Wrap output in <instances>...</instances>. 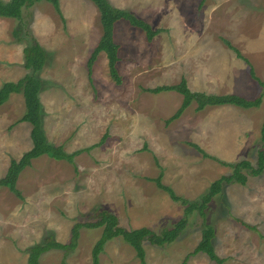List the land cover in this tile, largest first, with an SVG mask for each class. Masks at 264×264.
Returning a JSON list of instances; mask_svg holds the SVG:
<instances>
[{
	"label": "rangeland",
	"instance_id": "rangeland-1",
	"mask_svg": "<svg viewBox=\"0 0 264 264\" xmlns=\"http://www.w3.org/2000/svg\"><path fill=\"white\" fill-rule=\"evenodd\" d=\"M200 1L110 0L161 29L149 41L143 29L127 20L115 24L121 84L111 77L105 52L89 75L87 60L102 35L100 11L92 0H59L64 19L47 1L24 8L21 20L0 16V87L30 73L23 50L31 36L48 53L37 73L48 140L74 152L107 134L102 144L77 154L75 164L48 155L33 159L17 182L22 197L0 186V264H26L28 248L51 235L69 242L76 222L96 221L103 209L116 214L126 229L145 226L161 232L172 227L184 216V205L151 178L162 174L163 183L177 194L197 200L214 180L232 172L190 142L221 160L249 159L256 166L264 148V87L223 39L241 51L264 81V0H206L202 6ZM20 25L21 41L14 34ZM182 77L193 90L262 95V103L252 108L209 105L199 111L193 103L167 122L182 95L147 89L176 84ZM25 110L19 92L0 106V177L12 159L32 147V125L19 121ZM206 213V220L198 211L191 213L172 243L160 246L146 240V264H183L206 223L215 227L213 244L224 264H264V172L250 175L245 185L225 184ZM103 230L82 227L74 251L49 250L41 264H92V248ZM100 264L140 260L117 236L106 243ZM185 264L216 263L200 252Z\"/></svg>",
	"mask_w": 264,
	"mask_h": 264
},
{
	"label": "trees",
	"instance_id": "trees-1",
	"mask_svg": "<svg viewBox=\"0 0 264 264\" xmlns=\"http://www.w3.org/2000/svg\"><path fill=\"white\" fill-rule=\"evenodd\" d=\"M47 1L50 2L56 12L64 19L59 0H0V16L14 18L21 20L23 10L26 7L34 6L37 2ZM100 11V21L102 24V35L97 44L93 48L88 60L87 67L89 75L93 72V66L101 52H105L108 57V66L111 77L117 84L122 83V76L119 73L117 64L120 60V44L115 41L114 28L115 24L120 19L127 20L132 26L141 28L145 31L147 39L152 41L154 37L160 33L161 29H155L145 19L137 16L133 12L114 6L110 0H92ZM206 0H201L202 6ZM24 28L20 25L15 29V36L19 41L22 39V32ZM31 36V35H30ZM28 45L24 47V67L30 71L27 75L17 81H6L0 87V106L3 105L12 93H22L24 96L26 110L19 121H27L32 125L31 139L32 147L25 152L19 159H12L9 167L4 176L0 177V186L9 188L14 194L22 197V192L18 188L17 182L21 172L32 164V160L42 156L48 155L57 160H67L73 164L74 158L77 154L84 150L94 148L102 144L107 137L105 134L100 142L91 145L90 147L74 152H68L63 145L53 144L48 140L46 131L43 126V105L40 98L42 88V80L38 77L37 73L43 70L47 62V51L40 44V42L31 36ZM227 45L232 48L238 57L246 60L250 65V72L259 84L264 87V81L261 80L254 71L250 61L235 47L230 40L223 39ZM153 93H160L163 91H176L182 95V102L177 110L167 119L171 122L179 118L183 112L196 103L195 109L197 111L204 109L209 105H236L243 108L258 107L262 103V95L255 98H247L238 93H224L215 94L206 91L193 90L185 77H182L180 82L176 84H164L154 88L147 89ZM261 140L264 145V120L261 126ZM190 145L203 153L204 156L214 158L225 165L232 168L230 174H224L214 180L209 187V190L197 200H189L186 197L177 194L173 188L166 185L162 181V174L157 177L151 178L155 181L160 189L166 191L170 197L179 201L184 205V216L181 217L172 227L165 228L161 232H156L149 227H140L134 229H126L119 224V218L116 214L107 210H100L99 218L96 221L89 222H76L71 230V238L69 242H60L55 240L52 235L43 243H36L28 248V260L26 264H41V257L44 253L52 249L64 250L65 252H72L78 246L80 238V230L82 227L95 228L104 226V230L100 238L96 241L92 248V264H100V255L103 252L106 243L117 236L129 243L136 251V255L140 260V264H146V249L144 242L147 240L154 245H165L174 242L187 227L189 216L194 211L206 220V209L215 196L221 194L225 184L240 183L247 184L249 176H258L264 172V148L258 152L256 166L249 159H242L236 162H227L210 155L198 144L190 142ZM215 237V227L210 223H206L202 229L201 239L194 248V250L187 254L183 264L193 254L200 252L206 253L216 264H224L225 258L217 254L213 239ZM62 264H66L63 262Z\"/></svg>",
	"mask_w": 264,
	"mask_h": 264
},
{
	"label": "crops",
	"instance_id": "crops-1",
	"mask_svg": "<svg viewBox=\"0 0 264 264\" xmlns=\"http://www.w3.org/2000/svg\"><path fill=\"white\" fill-rule=\"evenodd\" d=\"M143 0H137V3H139V2H142ZM143 4V3H142ZM18 79H15V81H17ZM10 81H12V80H10ZM233 93H235V92H233ZM23 95V94H22ZM24 97V96H23ZM239 108V107H238ZM22 117V116H21ZM32 128V127H31ZM30 133H31V131H30ZM31 135V134H30Z\"/></svg>",
	"mask_w": 264,
	"mask_h": 264
}]
</instances>
